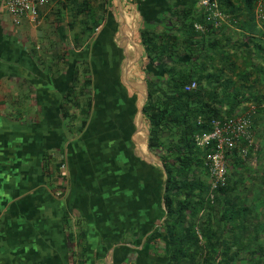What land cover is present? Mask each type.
I'll return each instance as SVG.
<instances>
[{
	"label": "crops",
	"instance_id": "obj_1",
	"mask_svg": "<svg viewBox=\"0 0 264 264\" xmlns=\"http://www.w3.org/2000/svg\"><path fill=\"white\" fill-rule=\"evenodd\" d=\"M56 1L40 9L39 26L27 20L16 23L0 11V264H145L143 257L154 264L156 257L142 250L153 221L152 199L159 195L161 175L155 170L160 166L152 160L149 136H144L147 121L141 111L144 115L146 94L130 80L142 59L146 65L138 33L146 22L141 7L147 0H103L105 11H100L95 31L99 54L94 59L97 67H106L110 59L121 58L122 78L117 75L116 81L127 87L122 92L124 107L112 113L105 104L93 106L85 131L69 141V173L58 183L62 179L65 190L57 189L53 139L52 149L48 135L47 148L42 146L46 129L40 126L44 114L49 116L55 108L58 93L52 54L38 49L43 35H55L49 21L62 10L50 8ZM200 1L198 9L204 7ZM247 1L227 0V66H215L236 85L231 92L260 96L264 107V19L257 11L260 0ZM67 15L63 10L62 19ZM209 72H215L210 65ZM107 79L102 74L97 82ZM110 103L113 108L120 105L117 100ZM248 104L242 102L237 114ZM97 226H104L100 236ZM83 227L89 234L86 241L98 244L94 249L83 251L79 245Z\"/></svg>",
	"mask_w": 264,
	"mask_h": 264
},
{
	"label": "trees",
	"instance_id": "obj_2",
	"mask_svg": "<svg viewBox=\"0 0 264 264\" xmlns=\"http://www.w3.org/2000/svg\"><path fill=\"white\" fill-rule=\"evenodd\" d=\"M67 1L73 4L76 21L65 24L62 12L69 6ZM198 1L147 0L143 9L141 7L146 22L138 38L146 62L148 99L144 116L150 132L148 145L166 171L165 209L160 207L157 180L159 195L157 200L153 197L152 203H158L159 211L146 231L147 242L142 252L155 256L158 259L154 260L160 264H264V206H240L243 196L237 192L239 181L231 180L230 173L227 184L219 185L212 197L206 162L216 143L212 142L205 149L196 143L197 136L213 131L214 122L235 118L242 102H252L258 108L263 107L262 100L260 96L245 97L240 91H230L229 88L236 85L230 83L231 78L227 81L223 68L215 66L217 62L227 66V39L224 42L223 35L227 19L215 27L207 10L196 8ZM219 3L228 17L227 0H219ZM57 4L62 8L57 13L59 42L58 47L49 52L54 53V58L49 59L56 89L63 92L56 114V122L63 124V130L56 132L54 146L60 156L66 142L84 132L92 116L95 82L88 49L106 2L101 0L97 5L92 0H58ZM218 21L220 19H216ZM196 25H201L203 30H197ZM68 28L75 48L70 46ZM209 65L215 72H209ZM193 81L197 82V88L187 91ZM118 84L121 87V83ZM228 98H232L231 101ZM247 116L253 126L254 115ZM246 140L242 138L232 150L231 171L244 168V156L238 150L241 146L247 147L249 140ZM51 141L50 135V149L53 148ZM43 144L47 148V137ZM64 163L58 161L56 169ZM155 172L159 174L158 170ZM55 173L57 189L65 190L63 182L58 184L61 170ZM245 182L238 185L241 187ZM100 227L95 228L97 236L102 234ZM81 231L79 245L83 251L98 246L86 241L87 228ZM84 241L86 243L82 244ZM110 245L106 244V251Z\"/></svg>",
	"mask_w": 264,
	"mask_h": 264
},
{
	"label": "rangeland",
	"instance_id": "obj_3",
	"mask_svg": "<svg viewBox=\"0 0 264 264\" xmlns=\"http://www.w3.org/2000/svg\"><path fill=\"white\" fill-rule=\"evenodd\" d=\"M92 2H93V4H95L96 0H92ZM66 3H67V6L68 5L69 6L66 9V10H68V15H67L68 17L65 18V24H67V22H69V21H73V20L76 21V18L74 15L73 4L69 3L68 1ZM200 4L202 7L203 6L202 1H200ZM53 5L50 8H54L56 5L58 6V4H55L54 6ZM214 5H216V10H214V11H216V13L221 14L222 18L225 21L227 19V17H225L224 12L220 8L219 0H213V6ZM200 10L204 11L205 9H204V7H202ZM224 24H227V22H224ZM49 25L51 26V28H52V25L54 26L55 35H53V37L43 35L42 40H40L41 41L40 43H42V44L38 45L39 50L40 49L41 50L46 49L47 53L52 51L56 47H58L57 44L59 42V38H58L57 31H56V27L60 24L58 22L57 15L54 17V19L49 21ZM46 37H48V41L45 40ZM68 37L72 38V32L70 31L69 28H68ZM95 40L96 39L94 37L93 41L90 42V47H89L90 49H88V51L90 52V56H93V58H95L94 56L96 55V50H97ZM45 42H46V44H45ZM70 46H71V48H75L73 41L70 42ZM53 55H54V53L52 54V58H54ZM89 61H90L89 65L91 66L92 70H94L95 66L97 69H100V71L102 73H104L105 69H107L105 67H97V65L95 63H92L91 59H89ZM94 61H96V60H94ZM144 68H145L144 60L142 59L141 62L138 63L133 68L132 73H130L131 74L130 80L135 81L137 84H140L142 87V88H140V90L144 94L147 95V90H148L147 84H146L147 74H146ZM124 70H125V67H123V74H124ZM109 72L112 73L111 69L109 70ZM107 74H109V73H107ZM127 81H128V79L125 80L124 82L127 83ZM96 93H97V89L95 88L94 105L98 108V106H101L104 101L102 100V97H99V101H97V99H96L97 94ZM249 103L250 104H248V106L246 108H244L243 111L236 116L239 118L242 116H246L247 114H250V113L254 115V117L252 116L254 124L252 126V121H251L249 130H248V132L250 133L249 144L245 148H243V146H241V148L239 147V150H238L239 153L244 156V161H243L244 168L243 169L238 168L234 171H231L233 169L232 166H233V159H234L233 154H234V152L233 151L227 152V158L225 159V163H226L225 167H227V170H226V181H225L224 185L227 184V177L229 178V173H230L231 180L238 179V181L240 183H242L246 180L245 184H242L241 187L238 185L239 182L237 184V192H239L240 196H243V198L240 199L239 205L244 206L245 204H247L248 206H264V107L261 106V107L257 108L255 106V104H253L252 102H249ZM245 112H246V114H244ZM251 126H252V128H251ZM148 130H149V126H148V123L146 122L145 132H144L145 140L149 136ZM196 143H197V138H196ZM201 148L205 149L206 147H201ZM125 149H127V147H125ZM140 150L142 152L144 151L142 146L140 147ZM214 151H215V149H211V152L208 156V160L206 162V166L208 168V173H209L208 174L209 175V181L211 182L212 197H214V193L217 190V188H214V185H213L214 180H213V176L210 172L211 168H209L208 164H209V157L211 154L214 153ZM151 153L154 154L153 152H151ZM58 161H60V156L56 157L55 166H56V163ZM61 166H63V165H61ZM159 169H160V171H159V174H157V175H161V177L159 176L157 180H158V187H159L160 193H162L164 190V185H165L166 171H165L164 167H161V166L159 167ZM56 170L59 172L60 168L56 169ZM63 171H65L66 174H68L67 169L65 167H64ZM242 176L245 177L244 178L245 180L242 178ZM60 181L63 182L62 179H60ZM249 189L251 191H249ZM235 194L237 195L236 192H235ZM263 212H264V210H263ZM260 223H261V220H260ZM262 223H264V218L262 220ZM74 237H76V234H74ZM162 243H163V241H162ZM141 261L144 262L145 264H147L145 257H143L141 259ZM154 264H160V262H156V260H155Z\"/></svg>",
	"mask_w": 264,
	"mask_h": 264
},
{
	"label": "built area",
	"instance_id": "obj_4",
	"mask_svg": "<svg viewBox=\"0 0 264 264\" xmlns=\"http://www.w3.org/2000/svg\"><path fill=\"white\" fill-rule=\"evenodd\" d=\"M201 1L209 13V19L214 20V26L218 27L224 19L221 14L214 11L216 5L213 6V0ZM50 2L51 0H0V11L10 14L16 23L27 20L34 26H39L41 24L40 9ZM257 11L259 16L264 19V0H260ZM216 19H220V21L216 22ZM196 29L202 31L203 27L196 25ZM197 86V82L193 81L186 90H194ZM250 124L251 120L247 115L225 120L224 122L216 121L211 133L196 137L199 147H208L212 142L216 143L215 151L210 155L208 164L211 168L209 170L213 176L214 188L225 184L227 152L232 151L242 138L250 140V133L248 132ZM64 167L63 165L60 168L62 179L67 176L66 172L63 171Z\"/></svg>",
	"mask_w": 264,
	"mask_h": 264
},
{
	"label": "flooded vegetation",
	"instance_id": "obj_5",
	"mask_svg": "<svg viewBox=\"0 0 264 264\" xmlns=\"http://www.w3.org/2000/svg\"><path fill=\"white\" fill-rule=\"evenodd\" d=\"M96 54L97 55L99 54V51L98 50H96ZM94 57H96V55ZM90 59L92 60V63H95L94 60H96V59H94L93 56H91ZM119 62H121V58H118V59H110V63L111 64L110 65H107L105 67L107 69H105L104 73H102L100 71V69H97L96 67H94V70L92 71L93 72V76H94L93 77L94 78V82L95 81L97 82V80H99L101 78L102 74L103 75H106L107 78H108L107 81H106V83H104V84H100V82H97L98 84H95V88L97 89V93H96L97 95H99L100 97L106 96V99L103 102V104H105V107L106 108L108 107L109 111L112 112V113H117L120 110H123V107H124V104H123V101H122L123 100V93H122L123 90H122L121 87H126V86L121 81H116V76L117 75H118V79H121L122 78V71H120V68L118 66V63ZM110 69H111L112 73L109 72ZM107 73H109V74H107ZM118 82L121 83V87L118 84ZM56 91L58 93H56V104H55V108H52L53 110L51 111V113L48 112V113H50L49 116H48L47 112L44 114V116H43V119L44 120H42L41 125H40L41 128L44 127L46 129L44 131L45 134H42V136L43 137H47V135H48L50 137V135H51L54 144L56 142V132L57 131H61V129L63 128V124L62 123L57 124V122H56V119H57L56 118L57 117L56 114L59 111V104H60V101H61V98H62V95L61 94L63 92L60 91V90H57V89H56ZM94 95H95V91L93 92V97H94ZM112 100H117L118 103H120V105H118L115 108H113L111 106V103H110ZM94 107H96V106L94 105ZM47 126H49V129H50L49 133H47ZM137 139L140 142L143 141L142 135L138 136ZM54 146H56V144ZM68 149H69V141L66 142L64 151H63V153L60 154V160L65 162L64 163V166L67 169V173H69V167H68V164H67V157H66V154L68 152ZM55 150L57 152L58 149L55 148ZM55 156L57 157L58 155L55 154ZM153 187H155V185ZM152 189L154 190L155 188H152ZM153 195H155V191H153ZM157 204H158L157 202L154 203V204L152 203V206H155V209H153V212H152V214H153L152 220L155 219V216L157 214V211H159V208L157 207L158 206ZM103 227L104 226H101V228H103Z\"/></svg>",
	"mask_w": 264,
	"mask_h": 264
},
{
	"label": "water",
	"instance_id": "obj_6",
	"mask_svg": "<svg viewBox=\"0 0 264 264\" xmlns=\"http://www.w3.org/2000/svg\"><path fill=\"white\" fill-rule=\"evenodd\" d=\"M127 73H129V68L127 70ZM147 99H148V92H147V95L145 97V101H147ZM141 115H142V117H144V115H143V109L141 111ZM151 156H152V160H154L158 165H160V166L163 167L162 161H160L154 154H151Z\"/></svg>",
	"mask_w": 264,
	"mask_h": 264
}]
</instances>
